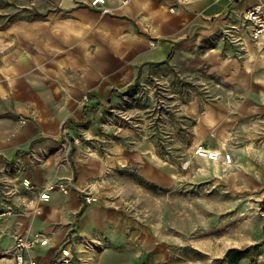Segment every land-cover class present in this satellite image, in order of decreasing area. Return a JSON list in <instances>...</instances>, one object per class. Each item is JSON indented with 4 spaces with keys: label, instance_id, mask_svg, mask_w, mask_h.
Instances as JSON below:
<instances>
[{
    "label": "crops",
    "instance_id": "0c3cea01",
    "mask_svg": "<svg viewBox=\"0 0 264 264\" xmlns=\"http://www.w3.org/2000/svg\"><path fill=\"white\" fill-rule=\"evenodd\" d=\"M59 1L0 35V187L17 193L0 203L16 210L0 217V264H11L16 236L38 233L50 243L27 259L39 264L67 246L75 264H142L153 252L168 262L152 225L135 218L162 195L134 174L264 199V36L256 41L246 19L260 0ZM197 144L233 163L195 156ZM50 184L69 193L42 202Z\"/></svg>",
    "mask_w": 264,
    "mask_h": 264
},
{
    "label": "rangeland",
    "instance_id": "374dc122",
    "mask_svg": "<svg viewBox=\"0 0 264 264\" xmlns=\"http://www.w3.org/2000/svg\"><path fill=\"white\" fill-rule=\"evenodd\" d=\"M59 4V0H0V35L11 31L19 21L44 18L58 11ZM187 177L177 189L160 188L139 174L132 177L153 197L162 195L150 201L151 214L137 211L135 218L152 225L153 232L165 243L170 254L168 259L163 256L166 263L223 264L226 253L236 248L244 251L242 264H264V237L257 241L260 226H264V199L238 201L223 194L222 187L211 190L209 183L192 184ZM14 246L4 253L11 264H15ZM153 254L142 264H162L154 261Z\"/></svg>",
    "mask_w": 264,
    "mask_h": 264
},
{
    "label": "built area",
    "instance_id": "2783aa9c",
    "mask_svg": "<svg viewBox=\"0 0 264 264\" xmlns=\"http://www.w3.org/2000/svg\"><path fill=\"white\" fill-rule=\"evenodd\" d=\"M131 0H125L124 3H129ZM190 0H178L179 3H188ZM231 3H236L240 0H229ZM106 0H93L92 5L97 6L100 4H105ZM246 19L252 27V35L253 38L258 41L264 36V0H260L258 4L251 7L246 12ZM90 99L89 95H84L83 101L88 102ZM194 155L197 157H201L213 162L224 161L227 165H231L233 163V158L231 154H220L217 151H212L204 147L203 145H197L194 148ZM24 186L26 188H33L32 184L25 180ZM56 189H59L62 193L68 194L69 189L65 184L55 185L50 184L43 189L40 190L39 199L42 202H49L52 198V192ZM86 193V200L88 203H93L97 201V198L94 197L91 193ZM13 196L17 195L14 187L5 184L4 189L0 187V203L5 204L2 200V196ZM31 202L26 198H21V205L23 207H29ZM16 210L14 206H9L7 209L0 211V217L8 218L15 215ZM50 243L49 237L45 233L35 234L31 238H26L25 236H17L16 242L13 250V257L15 264H39L34 260L27 259L28 252L37 247V246H47ZM50 264H75V255L72 252L70 247H64L61 250L60 255L52 261Z\"/></svg>",
    "mask_w": 264,
    "mask_h": 264
},
{
    "label": "trees",
    "instance_id": "16d2710c",
    "mask_svg": "<svg viewBox=\"0 0 264 264\" xmlns=\"http://www.w3.org/2000/svg\"><path fill=\"white\" fill-rule=\"evenodd\" d=\"M244 255V251L232 248L226 253L223 259V264H242L241 262L244 258Z\"/></svg>",
    "mask_w": 264,
    "mask_h": 264
},
{
    "label": "bare ground",
    "instance_id": "6f19581e",
    "mask_svg": "<svg viewBox=\"0 0 264 264\" xmlns=\"http://www.w3.org/2000/svg\"><path fill=\"white\" fill-rule=\"evenodd\" d=\"M251 29H252V28H251ZM262 42H263V41H262ZM199 141H200V140H199ZM199 141H198V142H199ZM201 142H202V141H201ZM197 145H199V144H197ZM38 210H39V209H38ZM39 211H40V210H39Z\"/></svg>",
    "mask_w": 264,
    "mask_h": 264
}]
</instances>
